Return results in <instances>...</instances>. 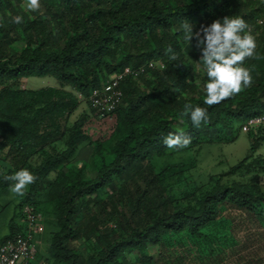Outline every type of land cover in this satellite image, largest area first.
Wrapping results in <instances>:
<instances>
[{"label":"trees","instance_id":"obj_1","mask_svg":"<svg viewBox=\"0 0 264 264\" xmlns=\"http://www.w3.org/2000/svg\"><path fill=\"white\" fill-rule=\"evenodd\" d=\"M40 3L39 11H26L25 0H0V199L13 183L6 176L27 168L37 177L17 195L0 246L18 235L32 243L44 225L49 250H35L31 264H229L241 225L264 227V126L245 133V158L211 175L206 186L176 192L170 180L195 168L203 149L235 142L243 125L264 114V1ZM17 15L20 24L12 23ZM226 16L243 18L255 38L254 57L242 64L252 85L209 107L202 53L195 37L192 46L184 40L181 22L197 32ZM169 46L175 61L166 54ZM152 61L165 69L124 80L121 105L98 119L92 91ZM45 77L58 85L23 87ZM185 104L207 108L209 122L195 127L182 114ZM169 132L185 134L191 144L168 149L163 138ZM184 153H194L189 162L158 163ZM240 172L255 181L234 178ZM26 206L35 209L32 219L23 213Z\"/></svg>","mask_w":264,"mask_h":264},{"label":"clouds","instance_id":"obj_2","mask_svg":"<svg viewBox=\"0 0 264 264\" xmlns=\"http://www.w3.org/2000/svg\"><path fill=\"white\" fill-rule=\"evenodd\" d=\"M26 11H39L40 0H25L22 5ZM12 23L20 24L23 17L20 15L11 18ZM248 25L241 17L226 16L222 20L216 19L208 26H201L197 32L193 31V24L187 20L181 22V31L185 41L192 46L195 37V47L202 55V62L207 75V82L203 86L206 93L204 103L209 107L218 105L222 101L239 94L242 87L252 85L250 70L242 64L246 58H253L257 47L255 38L250 32H246ZM243 33V34H242ZM169 59L175 61L178 54L171 46L166 48ZM182 64H178L179 67ZM190 116L192 124L200 127L202 123L209 122L208 109L200 106L184 105L182 113ZM163 144L168 149L180 150L191 144V138L183 133L169 132L163 138ZM6 180L12 181L10 192L23 196L27 186L34 184L37 177L27 168H23L13 175L6 176Z\"/></svg>","mask_w":264,"mask_h":264},{"label":"rangeland","instance_id":"obj_3","mask_svg":"<svg viewBox=\"0 0 264 264\" xmlns=\"http://www.w3.org/2000/svg\"><path fill=\"white\" fill-rule=\"evenodd\" d=\"M28 87L35 89H43L48 87H56L57 81L53 77L45 78H30L27 80ZM250 148V138L248 134L240 132L235 142L212 146L205 148L199 155H197V164L191 171L188 170L182 177L173 178L170 183L174 184L176 192L189 190L192 192L197 191L209 184L210 176L228 172L230 167L235 166L245 158ZM194 153L179 154L172 160L161 159L158 161L160 165L167 164L168 161H186L189 162ZM260 154L264 156V146L260 150ZM248 172H240L234 178L243 181H255L254 175L247 174ZM261 181L264 183V174L260 176ZM18 197L10 191L3 194L0 199V240L10 233V224L14 219L17 211ZM18 224H23L24 220L15 219ZM238 236L240 245H234L229 249L231 252L227 258L229 264H264V227L252 225L249 222H244L241 225ZM41 230L35 232L32 239L33 247L41 255H45L49 250L50 237L46 235L44 225L39 227ZM235 247V248H234ZM236 249V250H235Z\"/></svg>","mask_w":264,"mask_h":264},{"label":"built area","instance_id":"obj_4","mask_svg":"<svg viewBox=\"0 0 264 264\" xmlns=\"http://www.w3.org/2000/svg\"><path fill=\"white\" fill-rule=\"evenodd\" d=\"M259 24H263V22L259 21ZM164 69L165 64L162 61H152L137 68H126L111 76L101 88L93 90L89 96L95 116L100 120L105 119L121 105L124 97L121 85L124 80L129 78L137 80L146 76L150 71H163ZM261 126H264V114L250 119L243 125L242 132L248 133ZM23 213L32 219L35 209L26 206ZM35 257L36 252L32 243L23 235L13 237L0 246V264H31L35 261Z\"/></svg>","mask_w":264,"mask_h":264},{"label":"crops","instance_id":"obj_5","mask_svg":"<svg viewBox=\"0 0 264 264\" xmlns=\"http://www.w3.org/2000/svg\"><path fill=\"white\" fill-rule=\"evenodd\" d=\"M28 82L27 81H25L24 82V84H23V87L25 88V89H28V90H37V89H35V88H33V87H28V84H27ZM39 90V89H38Z\"/></svg>","mask_w":264,"mask_h":264}]
</instances>
